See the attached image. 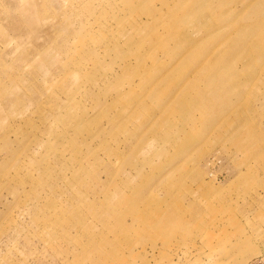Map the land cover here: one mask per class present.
Masks as SVG:
<instances>
[{
    "label": "rangeland",
    "instance_id": "rangeland-1",
    "mask_svg": "<svg viewBox=\"0 0 264 264\" xmlns=\"http://www.w3.org/2000/svg\"><path fill=\"white\" fill-rule=\"evenodd\" d=\"M237 261L264 264V0H0V264Z\"/></svg>",
    "mask_w": 264,
    "mask_h": 264
},
{
    "label": "bare ground",
    "instance_id": "bare-ground-1",
    "mask_svg": "<svg viewBox=\"0 0 264 264\" xmlns=\"http://www.w3.org/2000/svg\"><path fill=\"white\" fill-rule=\"evenodd\" d=\"M223 22L225 21V20H222ZM228 21H230V20H228ZM227 22V21H226ZM225 23V22H224ZM229 23V22H228ZM39 25V24H38ZM35 27V26H34ZM36 29V28H35ZM218 30H223L221 27H219L218 28ZM217 31V30H216ZM174 37H177V34H175L174 35ZM245 44H247V43H244V45L243 46H245ZM180 45L181 46H185V44L184 43H181L180 42ZM225 54V53H224ZM225 56H226V54H225ZM225 56H223V54H220V56L218 55V56H216V57H218L217 59L218 60H220V61H223V60H225L223 57H225ZM209 63V62H208ZM196 65V64H195ZM209 64H206V66H208ZM202 66V64H199L198 65V67H201ZM223 66H224V68H223ZM223 66L220 68V70H218V71H220V72H222V73H224L225 71H226V69H225V63L223 64ZM203 69V68H202ZM197 70V69H196ZM224 75H225V73H224ZM246 253V256H245V258L246 257H248V256H250L251 254H253V250H248L247 252H245ZM235 264H240V261H237Z\"/></svg>",
    "mask_w": 264,
    "mask_h": 264
},
{
    "label": "crops",
    "instance_id": "crops-1",
    "mask_svg": "<svg viewBox=\"0 0 264 264\" xmlns=\"http://www.w3.org/2000/svg\"><path fill=\"white\" fill-rule=\"evenodd\" d=\"M166 113H169V112H171L172 111V108H171V106L169 107V106H167L166 108Z\"/></svg>",
    "mask_w": 264,
    "mask_h": 264
}]
</instances>
